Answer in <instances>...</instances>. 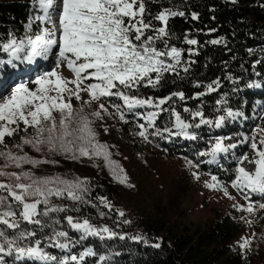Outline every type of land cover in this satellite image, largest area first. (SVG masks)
Here are the masks:
<instances>
[{
  "label": "snow or ice",
  "instance_id": "6c2138e0",
  "mask_svg": "<svg viewBox=\"0 0 264 264\" xmlns=\"http://www.w3.org/2000/svg\"><path fill=\"white\" fill-rule=\"evenodd\" d=\"M148 2L32 0L35 15H30L24 23V33L17 35L9 31L6 38L0 37V160L3 161L0 163V264H84L86 257L97 255L93 247H83L78 253L69 250L88 236L101 240L127 238L149 244L139 233L128 236L107 224L97 226L87 217L63 216L67 227L79 233V238L57 228L62 221L55 214L79 212L84 205L97 207L90 197L94 185L86 176L38 175L33 170L42 164H58L55 157L60 155L71 160L87 158L94 164L102 159L114 180L134 187L123 167L112 159L110 146L98 138L95 121L105 115L126 123L132 120L134 134L144 141H205L206 147L193 149L195 159L183 157L193 178L200 179L202 165H214L232 178L222 182L210 171V181H205L207 188L220 189L233 200L235 197L230 196L226 185L236 190L245 203L237 201L232 207L246 214L240 219L249 226L256 223L258 214L264 213V104L259 105L258 115L252 118L254 126L247 132L217 134L206 139L199 132L202 126L221 129L237 119L247 122L248 116L239 107L230 106L228 93L214 101L219 114L212 117L205 114L203 101L195 108L183 104L182 112L186 115L177 110L176 101L196 100L216 92L221 88V77L208 83L196 79L194 86L203 91H196L191 97H186L183 90L164 96L141 95V86L158 88L165 74L188 73L194 63L191 56L200 46L190 30H185L182 43L189 46L185 60V49L171 43V37L176 34L168 28L170 18L183 17L185 12L163 8L146 20V15H151ZM190 15L192 20L199 19L195 11ZM153 21L159 22V26ZM209 43L226 44V38L220 36ZM247 51L253 53L252 49ZM50 59L54 61L50 70L36 71L34 78L26 79L15 71L20 65L30 67L33 62ZM260 62L253 61V66ZM64 68L70 71V76L64 74ZM224 79L235 85L241 77L227 72ZM246 86L261 85L249 82ZM236 91L233 87L232 92ZM73 100L79 102V107ZM163 113H168V119L160 125L158 120ZM101 126L108 132L106 126ZM6 138L15 142L9 145ZM26 146L40 155H30L24 151ZM242 146L248 150L237 153ZM229 159L232 168L224 164ZM62 199L73 203L69 206L54 202ZM95 199L109 210L114 207L105 196L98 195ZM115 211L123 224L131 223L124 219L123 209ZM99 215L103 217L105 213L101 211ZM45 229L48 235H44ZM253 238L241 236L236 242L242 255H247ZM261 238L264 239V233ZM160 239L156 238L151 247L160 248ZM49 248L63 250V254L54 255ZM119 255L101 253L95 264H114L113 256Z\"/></svg>",
  "mask_w": 264,
  "mask_h": 264
},
{
  "label": "trees",
  "instance_id": "16d2710c",
  "mask_svg": "<svg viewBox=\"0 0 264 264\" xmlns=\"http://www.w3.org/2000/svg\"><path fill=\"white\" fill-rule=\"evenodd\" d=\"M163 8L185 12V16L172 17L168 22L169 30L176 34L171 37V43L185 49L183 58L188 59L186 49L189 47L182 43L185 30H190V34L195 36L200 46L198 52L191 56L194 63L188 73L181 71L179 75L165 74L160 87L153 89L141 86L140 94L164 96L173 91L183 90L186 97H191L194 92L203 91V88L194 86L196 79L208 83L216 77H221L220 89L196 100L186 99L181 102L177 99V110L181 111L182 115H186L182 112L183 104L195 108L203 101L205 114L212 117L219 114L215 111L214 101L221 94L228 93L230 106L243 110L249 118L248 121L237 119L234 123H229L221 129L202 126L199 129L200 134L207 139V137L217 134L236 135L241 131H248L249 127L254 124L252 118L258 115L259 105L264 104V52L261 51L264 49V0H236L235 3L232 0H149L148 11L151 15H146L145 19H152ZM192 11L199 14L198 20L191 19ZM30 15H35L32 12V0H0V37L6 38L9 31L22 35L24 33L23 25L28 21ZM153 23L159 26V22L153 21ZM211 28L216 31L209 32L208 29ZM197 29L200 31L197 32ZM220 36L226 38V44L209 43L212 39ZM247 49H252L253 53L250 55ZM256 60L261 62L253 66V61ZM25 67L27 68L25 65H20L15 71ZM227 72L233 76L241 77V80L235 85L229 83L224 79ZM249 82H256L261 86L249 88L246 86ZM233 87L238 91L232 92ZM162 119L165 122L168 119V113H163L160 116L158 120L160 125H163ZM131 123H133L132 120H129L127 123L120 124L119 130L122 133H128ZM8 139L11 144L15 142ZM16 140H19V136L16 137ZM153 141L167 156L182 158L187 156L190 159H195L193 157L194 148L197 146L206 147L205 141L191 142L182 139L172 141L156 139ZM132 145L134 147L135 144L132 143ZM247 150L242 146L237 149V153ZM30 151L34 152V150ZM72 163L67 162V165L72 167L74 165ZM224 164L229 168L234 167L231 159L224 161ZM200 171L207 174L211 171L217 174L222 182L232 178L231 174L221 171L214 165H202ZM69 172L71 171L57 170L50 166L36 171L38 175L58 173L71 178ZM88 178L94 185L90 197L97 207L84 205L79 212L70 210L57 213L55 216L59 217L62 222L56 227L66 229L70 236L79 238V233L67 227L63 216L87 217L97 226L107 224L114 231L127 233L128 236L139 233L149 240V244L145 245L142 241L134 242L127 238L120 240L119 237H115L111 240H101L95 236H88L69 250L78 253L83 247H93L97 255L86 257L84 264H95L101 253L112 255L117 252L121 255L113 256L114 264H264V246H260V248L250 246L247 255H242L236 245L243 231L244 222L240 219L243 216L241 212L234 209L227 212L215 211L212 217L194 226L180 224L174 219L157 220L147 215L132 216L127 213L124 207L114 203L116 185L112 176ZM98 195L107 197L114 205L113 209L109 210L100 205L95 199ZM54 202L69 204V206L73 203L67 199L54 200ZM118 208L125 211L124 219H129L130 224L122 223V219L117 216L115 211ZM101 211L105 213L103 217L99 215ZM48 234V229H45L44 235ZM156 238H162L159 240L161 247L158 249L151 247L152 243L157 242ZM48 250L57 256L63 254V250L60 249L49 248Z\"/></svg>",
  "mask_w": 264,
  "mask_h": 264
},
{
  "label": "rangeland",
  "instance_id": "374dc122",
  "mask_svg": "<svg viewBox=\"0 0 264 264\" xmlns=\"http://www.w3.org/2000/svg\"><path fill=\"white\" fill-rule=\"evenodd\" d=\"M53 63L52 59L33 62L31 75L25 76V78H34L36 71L50 70ZM62 71L66 76H70V71L66 68ZM73 103L79 107V102L73 100ZM92 107L94 108L95 105ZM86 110L90 111L91 109ZM109 111L112 112L113 110L109 108ZM55 115L59 119V114L55 113ZM163 122L164 119H162V124H164ZM122 123L124 122L120 121L118 117L105 115L102 120L95 121V127L99 133V140L110 146L112 159L119 162L125 170L129 182L134 185V187L129 188L116 180L114 181L116 185L114 203L124 207L129 215L138 217L147 215L157 220L174 219L180 224L194 226L212 217L215 211L227 212L234 209L232 207L234 202L245 203L230 185L226 186L230 196L235 197V200L225 196L220 189L207 188L205 181H210V175L207 173L201 172L200 179H194L182 157L167 156L154 141H144L135 135L134 123L129 125L131 129L128 133H122L119 130V125ZM101 125L106 126L108 132H104ZM252 126L254 124L249 129ZM6 140L11 145L9 139L6 138ZM131 142L135 144L134 147ZM30 150H32L30 147L24 148V151L29 152L30 155H40ZM55 159L59 161L58 164H42L33 170L36 172L50 166L57 170H70L69 176L78 175L95 178L111 176L109 170L103 166L102 159H98L95 164L87 158L71 160L60 155L56 156ZM67 162H73L74 165L69 167ZM0 163L3 161L0 160ZM24 167L29 168L31 166L25 165ZM9 170L15 169L10 168ZM245 215L243 213V216ZM261 233H264V213L258 214L256 223L251 226L244 222L240 237L253 236L250 246L260 248V246H264Z\"/></svg>",
  "mask_w": 264,
  "mask_h": 264
}]
</instances>
